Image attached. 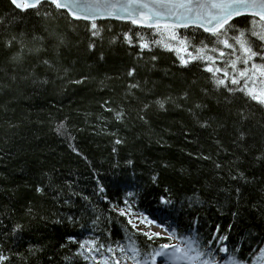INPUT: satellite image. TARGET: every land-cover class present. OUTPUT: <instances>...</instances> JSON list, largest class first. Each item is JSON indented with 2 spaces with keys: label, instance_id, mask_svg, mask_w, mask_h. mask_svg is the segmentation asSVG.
<instances>
[{
  "label": "trees",
  "instance_id": "obj_1",
  "mask_svg": "<svg viewBox=\"0 0 264 264\" xmlns=\"http://www.w3.org/2000/svg\"><path fill=\"white\" fill-rule=\"evenodd\" d=\"M11 14H16L15 21L0 35V220L8 229L15 222L25 225L19 236L6 241L7 249L25 256L29 245H40L44 249L27 261L17 259L16 264H90L91 261L86 262L76 255L78 245L60 247L69 235L78 239L100 236L103 241L110 231L113 241L127 245V238L131 237L145 250L147 238L142 232L131 229L125 217L110 212L109 201L103 199L107 195L112 202L124 207L122 201L128 191L138 194L130 198V202L135 201L133 215L163 217L181 233L197 216L200 223L194 227L202 234L211 232L219 224L221 232L229 235L230 247L241 248L242 259L249 264H260L258 249L264 246L261 244L264 241V161L258 162L254 156L264 151V111L255 108L245 126L251 150L243 158L241 170L251 182H241L243 195L239 204L227 201L221 193L220 200L225 206L220 211L217 206L207 204L189 209L185 198L193 190H199L212 173L210 162L195 159V154L215 155L217 136L226 148L235 151L232 145L234 117L217 104L214 95L204 96L200 91L208 86L206 77L209 74L201 67L185 68L175 51L160 45H153L151 51L145 50L140 58L138 47H130L122 40L112 42L113 37H122L130 28L145 39L168 42L166 36L157 37L150 29L129 22L103 20L97 21L101 26L100 36L93 38L86 30L87 22L73 23L71 18L56 21L59 31L66 37L58 56L55 42L49 38L44 51L39 55L26 54L23 65L17 67L10 61L15 49H6L3 37L20 32L45 34L46 21L37 17L33 10L18 12L9 0H0V17L10 18ZM240 22L247 21L241 19ZM180 31L191 35L196 30ZM93 41L96 47L90 49L89 43ZM173 43L179 47L178 42ZM152 55L158 59L152 61ZM40 59L58 61L57 68L68 71L49 69L39 63ZM33 66H38L35 77L30 75ZM132 67L137 71L134 77H129L127 73ZM82 77H87L83 83L74 82ZM137 81H147L149 87L154 84L158 95L173 96H179L188 84L196 81L192 100L207 105L201 119L218 117L227 127L222 129L214 124L215 131L201 129L186 110L192 100L180 101L183 108L170 105L166 112L151 109L148 124L137 119L135 111L130 113L125 124L113 121V113L105 110L104 101H111L108 105L111 108L138 107L134 99L130 103L126 98L129 83ZM136 95L144 99L143 93ZM65 117L75 138L71 141L54 131ZM117 137L123 143L115 144ZM69 143L82 155L74 152ZM113 147L116 152L112 151ZM129 159L134 161L132 165L126 163ZM164 162L171 166L163 168ZM153 171L160 173L155 184L151 182ZM50 177L57 185L70 182L74 191L89 196L91 201L75 196L72 197L74 203L69 206L55 203L50 189H46L45 195L37 193L36 186L47 185ZM101 185L105 192L99 191ZM166 186L171 188L174 202L179 201L174 206L160 202ZM219 186L224 187L222 183ZM29 206L35 209L34 216L25 215ZM233 212H239V216L233 217ZM68 215L78 219L75 223L69 222L65 219ZM97 216L100 219L93 224ZM57 219L63 222L57 223ZM229 224L233 225L231 230ZM164 242L167 241H160ZM101 255L112 257L105 249H101ZM116 256L121 254L117 251ZM109 264H113V259H109Z\"/></svg>",
  "mask_w": 264,
  "mask_h": 264
},
{
  "label": "snow or ice",
  "instance_id": "obj_2",
  "mask_svg": "<svg viewBox=\"0 0 264 264\" xmlns=\"http://www.w3.org/2000/svg\"><path fill=\"white\" fill-rule=\"evenodd\" d=\"M9 4L18 12L33 10L37 17L46 21L45 34L29 35L20 32L9 33L3 37V46L9 51L15 49L10 61L17 67L23 65L26 54L39 55L44 51V45L49 38L55 42V51L57 56L59 55V48L66 42L65 35L59 31L56 23L60 18H71L73 23L87 22L86 30L93 38L100 36L101 26L97 23L100 17L115 18L139 26V28L150 29L157 37L166 36L168 42L158 38L149 40L130 28L123 33L122 37H113L112 42L122 40L130 47H138L140 51L137 56L140 58H143L145 50L151 51L153 45H160L164 49L175 51L185 68L190 65L201 67L205 73L209 74L206 77L208 86L200 91L204 96L214 95L217 104L222 105L230 117H234L232 145L235 151L226 148L217 136L214 141L215 155L203 152L195 154V159L210 162L212 173L209 180L201 184L199 190H193L192 194L185 198L184 203L189 209L203 207L207 204L217 206L220 211L225 206L220 200L221 193H223L227 201L239 204L243 195L241 182L243 184L251 182L241 170L243 158L251 150L248 143L249 133L245 130V126L254 115L255 108L258 107L264 111V0H9ZM15 19L16 14H11L10 18L0 17V35L8 31ZM241 19L247 22L241 23ZM182 29H195L196 31L191 32V35H184L180 31ZM173 42H178L179 47ZM95 47L94 41L89 43L90 49ZM180 53L186 55H179ZM157 59V56H151L152 61ZM39 63L57 72L67 73L68 71L66 68H57L58 61L52 59H40ZM37 67L33 66L31 76H36ZM136 71V68L132 67L127 75L134 77ZM85 79L87 77L74 82L83 83ZM195 85L196 81H192L179 96L158 95L154 84L149 87L147 81H137L129 83L126 98H129L130 103L134 99L138 107L128 109L121 105L111 108L108 106L111 101H104L103 106L106 111L113 113V121L125 124L130 118V113L135 111L136 118L148 124L149 111L153 108L165 112L168 111L170 105L183 108L184 104L180 101L192 100ZM137 92L143 93V100L136 95ZM149 97L153 98L149 99ZM205 108H207L206 104L199 100H192L186 110L201 129L215 131L214 124L222 129L227 127L218 117L201 119ZM54 131L66 140L75 139L70 131L67 117L57 123ZM112 135L116 134L112 133ZM121 143L123 141L117 137L115 144ZM69 147L82 155L74 144L69 143ZM112 151L116 152L117 149L113 147ZM189 155L193 154L189 153ZM84 159L86 160L87 157ZM254 159L258 162L264 161V151L255 155ZM126 163L132 165L134 161L129 159ZM170 166L167 162L162 164L163 168ZM159 175V172L153 171L151 175L153 184L158 182ZM221 183L224 185L223 188L219 186ZM46 189L54 193L52 198L57 204L62 202L72 206L74 203L72 197L75 196L88 202L91 201L89 196L74 191L71 183L67 181L61 186L50 177L47 185L40 183L35 191L45 195ZM99 191L105 192L106 189L101 185ZM164 193L165 195L159 197L162 204L174 206V203L179 202H174L171 188L166 186ZM137 195L132 191L126 192L122 201L124 207H121L119 202H112L107 195L103 199L109 201L110 212L125 217L131 229L135 232H142L147 238L145 250H142L131 237L127 238V245L113 241L110 231L103 241L100 236L78 239L75 235H69L66 237V243L61 244L60 247L65 248L68 244L78 245L76 255L86 262L91 261L92 264H109V259H113V264H127L128 261L132 264H157V258L161 259V264H249L247 260L241 258V248L236 245L230 247L229 235L221 232L219 224H216L211 232L202 234L198 228L194 227L200 223L197 216L189 223L185 232L181 233L172 224L166 226L143 213L133 215L135 201L130 202V198ZM257 210H260L259 207ZM34 214L35 209L29 206L25 215L34 216ZM232 215L238 217L239 212H233ZM65 219L75 223L78 218L68 215ZM99 219L97 216L92 223L96 224ZM136 221L149 226V230L142 231L138 228ZM56 222L62 223L63 219H57ZM153 225L161 228L162 231H152L151 226ZM232 227L233 225L229 224V230ZM24 228V224L15 222L8 229L0 220V264H16L17 259L27 261L29 257L37 256L38 253L44 251L40 245H29L26 250L28 255L25 256L24 253L13 252L6 248V241L19 236ZM253 239L257 238L253 237ZM161 240L167 242L160 243ZM261 244L264 245V241H261ZM147 248L152 250L146 251ZM101 249L112 253V257L102 256ZM117 251L125 259L116 258ZM258 252V260L260 264H264V246H261Z\"/></svg>",
  "mask_w": 264,
  "mask_h": 264
},
{
  "label": "rangeland",
  "instance_id": "obj_3",
  "mask_svg": "<svg viewBox=\"0 0 264 264\" xmlns=\"http://www.w3.org/2000/svg\"><path fill=\"white\" fill-rule=\"evenodd\" d=\"M148 217H149L150 219L154 218V217L151 216V215L148 216ZM154 219H156L158 222H162V223H164L166 226L168 225V224L165 223V220H164L163 217H156V218H154ZM136 223H137L138 228L142 229V231H148V230H149V226H147V225H145V224H143V223H139L138 221H136ZM151 230H152V231H162L161 228H159V227H157V226H155V225L151 226Z\"/></svg>",
  "mask_w": 264,
  "mask_h": 264
},
{
  "label": "water",
  "instance_id": "obj_4",
  "mask_svg": "<svg viewBox=\"0 0 264 264\" xmlns=\"http://www.w3.org/2000/svg\"><path fill=\"white\" fill-rule=\"evenodd\" d=\"M103 20H113V21H120V20H116L115 18H104V17H100V18H98V20L97 21H103ZM121 22H125V21H121ZM139 27V26H138Z\"/></svg>",
  "mask_w": 264,
  "mask_h": 264
}]
</instances>
